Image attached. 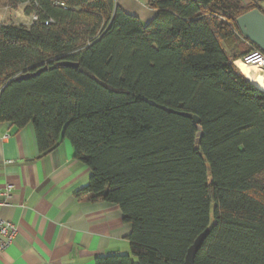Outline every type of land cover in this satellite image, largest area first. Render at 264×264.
<instances>
[{"label":"trees","instance_id":"16d2710c","mask_svg":"<svg viewBox=\"0 0 264 264\" xmlns=\"http://www.w3.org/2000/svg\"><path fill=\"white\" fill-rule=\"evenodd\" d=\"M262 1L149 0L143 24L115 0H0L36 17L0 26V123L32 125L41 157L68 140L92 173L77 195L132 226L137 261L96 264H186L206 231L195 264H264V85L235 65Z\"/></svg>","mask_w":264,"mask_h":264},{"label":"crops","instance_id":"0c3cea01","mask_svg":"<svg viewBox=\"0 0 264 264\" xmlns=\"http://www.w3.org/2000/svg\"><path fill=\"white\" fill-rule=\"evenodd\" d=\"M115 1L143 24L157 16L149 0ZM240 2L253 5V0ZM15 11L23 20L12 24L32 25L33 18L25 16L24 7ZM239 64L235 62L237 68ZM248 79L264 85L263 72L258 80ZM91 174L68 140L41 157L32 125L18 129L0 123V215L18 228L12 245L0 253V264H96L99 257L132 256L128 240L132 226L124 222L121 208L90 194L77 195ZM9 185L14 189L6 193Z\"/></svg>","mask_w":264,"mask_h":264},{"label":"water","instance_id":"95a60500","mask_svg":"<svg viewBox=\"0 0 264 264\" xmlns=\"http://www.w3.org/2000/svg\"><path fill=\"white\" fill-rule=\"evenodd\" d=\"M237 26L242 36L251 44L257 46L259 50L264 54V13L258 9L252 10L237 19ZM60 66L79 68L78 64L72 62H61ZM48 67L41 68L34 73H25L15 80H25L31 77H35L42 72L46 71ZM194 122L197 124L198 136L196 144L199 146L201 143V137L203 135L202 127L200 126V120L198 117H194ZM209 231L203 233L194 243V245L188 251L186 258V264H195V258L202 248V245L208 235Z\"/></svg>","mask_w":264,"mask_h":264},{"label":"built area","instance_id":"2783aa9c","mask_svg":"<svg viewBox=\"0 0 264 264\" xmlns=\"http://www.w3.org/2000/svg\"><path fill=\"white\" fill-rule=\"evenodd\" d=\"M33 21L36 17H32ZM242 61L247 65H256L258 69L264 73V54L261 51H256L253 54L245 57ZM14 186L6 187V193H10ZM1 206V204H0ZM18 235V228L12 222L7 221L0 215V253L4 252L12 245L16 236Z\"/></svg>","mask_w":264,"mask_h":264},{"label":"rangeland","instance_id":"374dc122","mask_svg":"<svg viewBox=\"0 0 264 264\" xmlns=\"http://www.w3.org/2000/svg\"><path fill=\"white\" fill-rule=\"evenodd\" d=\"M263 3L264 0L261 2V6L264 9ZM22 18H23L22 14L18 15L15 10L12 11V9L10 10L0 9V26L3 24H10V23L11 24L14 23L18 25L23 20Z\"/></svg>","mask_w":264,"mask_h":264},{"label":"bare ground","instance_id":"6f19581e","mask_svg":"<svg viewBox=\"0 0 264 264\" xmlns=\"http://www.w3.org/2000/svg\"><path fill=\"white\" fill-rule=\"evenodd\" d=\"M238 68L243 73H246V75H248L247 77H249L253 81L258 80L261 77L262 72L258 69L255 64L247 65L243 61H241Z\"/></svg>","mask_w":264,"mask_h":264}]
</instances>
